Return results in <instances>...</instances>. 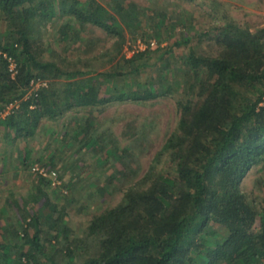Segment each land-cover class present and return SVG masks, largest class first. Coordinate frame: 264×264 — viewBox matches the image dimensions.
<instances>
[{
  "label": "trees",
  "instance_id": "16d2710c",
  "mask_svg": "<svg viewBox=\"0 0 264 264\" xmlns=\"http://www.w3.org/2000/svg\"><path fill=\"white\" fill-rule=\"evenodd\" d=\"M185 1L0 0V170L73 160L9 186L0 264H264V24L225 0L202 24ZM43 133L60 141L34 158ZM91 152L104 178L77 172Z\"/></svg>",
  "mask_w": 264,
  "mask_h": 264
},
{
  "label": "rangeland",
  "instance_id": "374dc122",
  "mask_svg": "<svg viewBox=\"0 0 264 264\" xmlns=\"http://www.w3.org/2000/svg\"><path fill=\"white\" fill-rule=\"evenodd\" d=\"M138 1V3H146L149 5H155V2H158V4H162L165 0H136ZM174 1H179L180 0H168V2H174ZM211 0H193V1H185L184 3L182 2V4L178 3V5L176 6L180 11L183 10L184 7H187L189 9H191L195 16L198 19H201V23L204 24L206 19L208 18L207 16V12H209V8L205 5L208 4ZM228 2V6L230 8V13L233 14L235 17H237L238 19L241 20H251L252 22H255L257 24H264V0H225ZM206 14V17H201L203 15ZM129 39H128V43L125 47V50L127 51L128 55L133 54V52L135 51V49L139 48L141 49V46L144 47L145 43L138 38L136 41H133L132 39H130V34H128ZM164 45L167 44V42L165 41L163 43ZM128 106L130 109H132L135 104L133 102L128 103ZM164 103H158L156 104L153 109L156 108H164V115H163V125L166 124L167 122V118H170L173 116V112L171 113L169 109H167L166 107H164ZM172 114V115H171ZM117 131H119L118 126L115 127ZM3 135V134H2ZM0 169L2 168L3 165V159H4V149H10L9 145H4L3 144V139L2 137H0ZM58 138H60V134L57 136H52V135H45L44 133L42 135H38L36 137H34V139H32L31 141V145L34 146L35 149V157L36 158L40 152L43 153L45 152L48 157H50L52 155V146L55 145L57 142H59L60 140H58ZM48 140V141H47ZM49 140H51L50 144L51 146L49 147V149L46 147L47 142H49ZM22 141L21 140H17L16 144L17 146H21ZM123 144H126V141L123 140ZM156 146L152 149H149V151H146L143 155H141L142 158V173L145 171L148 163L151 160L152 154L153 152L156 150ZM22 147V146H21ZM146 147V143L142 142L140 144L139 148H145ZM47 148V149H46ZM64 150H58L57 155L60 156L57 160L55 165L57 166L56 168L54 167L53 169L58 170L60 169L61 171H63V175L65 177H71V174L69 173L68 168L70 167V165L72 164L73 160H67L66 157H63L62 155L64 154ZM82 167L80 169H77V172H79L80 174H82V179L87 178L86 180H92L94 179L97 175H100L102 178H104L105 175V170L106 168L109 166V162H107L106 164H100L98 163L96 157H93L92 152L87 154L85 156V159L82 160L81 162ZM15 165V164H13ZM64 165V167H62ZM58 168V169H57ZM63 169V170H62ZM58 172V171H57ZM37 174H35V172L32 175L28 176V172L27 170H22L21 174L17 177H13V167L12 169L9 171H2L0 170V205L2 202L6 201V196L8 194V188L9 186H11L13 183L16 184L19 188V191H23L24 193L27 192V188L28 186H30L31 184V180L32 178H37L36 177ZM254 176H255V172L254 171H249L248 174L245 176V178L243 179V185L247 188L250 189L252 187H254L255 183H254ZM81 179H79L80 184L78 185V194H81V188L84 185L82 183V181H80ZM120 197V192L115 193L114 198L118 199ZM85 200H87L90 203L91 197L86 194L85 196ZM93 206V205H92ZM78 204H73L71 207V221L70 224L71 225H75V223H77L78 221L81 222V224L83 226L86 225L87 219L90 217V211H87L86 209L84 211L79 212L78 211Z\"/></svg>",
  "mask_w": 264,
  "mask_h": 264
},
{
  "label": "built area",
  "instance_id": "2783aa9c",
  "mask_svg": "<svg viewBox=\"0 0 264 264\" xmlns=\"http://www.w3.org/2000/svg\"><path fill=\"white\" fill-rule=\"evenodd\" d=\"M145 47H146V44H145L144 47L141 46V49H143V48H145ZM11 67H12V68L15 67L14 62L11 63ZM40 84H41V81H37V82H36V86H37V87H38ZM32 170H33L34 172H37V173L42 174V175L51 176L52 179H53V183H60V182H61V180H60V178H59V176H58V172H57V170H55V169H52L50 172H48V171L46 170V167H45L44 165H42V164H40V163H35V164L33 165V167H32Z\"/></svg>",
  "mask_w": 264,
  "mask_h": 264
}]
</instances>
